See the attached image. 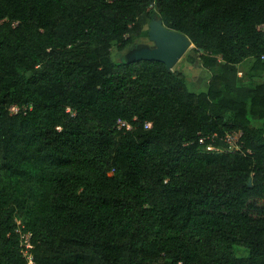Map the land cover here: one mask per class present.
Returning <instances> with one entry per match:
<instances>
[{
  "label": "trees",
  "instance_id": "obj_1",
  "mask_svg": "<svg viewBox=\"0 0 264 264\" xmlns=\"http://www.w3.org/2000/svg\"><path fill=\"white\" fill-rule=\"evenodd\" d=\"M153 18L206 92L114 60ZM262 26L264 0H0V264H28L16 220L35 264H264ZM234 131L245 153L199 143Z\"/></svg>",
  "mask_w": 264,
  "mask_h": 264
},
{
  "label": "water",
  "instance_id": "obj_2",
  "mask_svg": "<svg viewBox=\"0 0 264 264\" xmlns=\"http://www.w3.org/2000/svg\"><path fill=\"white\" fill-rule=\"evenodd\" d=\"M148 36L154 47H135L125 57L127 61H157L165 64L167 70L172 72L184 55L193 47L187 36L167 28L159 18L151 20Z\"/></svg>",
  "mask_w": 264,
  "mask_h": 264
},
{
  "label": "rangeland",
  "instance_id": "obj_3",
  "mask_svg": "<svg viewBox=\"0 0 264 264\" xmlns=\"http://www.w3.org/2000/svg\"><path fill=\"white\" fill-rule=\"evenodd\" d=\"M149 28H146L143 35L140 39L137 40V45L140 46H149L154 47V44L149 40L148 36ZM129 51L127 49L123 53L118 52L117 48L114 47L112 50V55L115 61H119L123 58V56ZM249 64H245L240 67V77L242 78V83L246 85H253L247 78L246 73L249 69ZM175 70H179L183 72L186 76L187 85L191 92L193 93H201L206 92L208 89V83L211 79V72L203 66L199 55L192 51V48L184 55V57L180 60V62L174 68ZM256 83L264 82L263 79H257ZM12 114H16V112H11ZM260 125V124H256ZM235 252L238 258H248L249 251L244 248L236 247Z\"/></svg>",
  "mask_w": 264,
  "mask_h": 264
},
{
  "label": "built area",
  "instance_id": "obj_4",
  "mask_svg": "<svg viewBox=\"0 0 264 264\" xmlns=\"http://www.w3.org/2000/svg\"><path fill=\"white\" fill-rule=\"evenodd\" d=\"M261 30H264V26L261 27ZM18 107H13L11 112H18ZM126 127L127 130H131V127L128 126L125 122L119 121V129ZM152 127L151 123L146 124V128L149 129ZM243 132L234 131L224 134L220 137L218 134H211L207 136H202L199 139V143L206 147L207 152H228V153H245L243 148ZM217 141L222 142L221 146H217ZM17 229L16 232L20 236L21 247L24 257L27 259L28 264H35L34 257L31 253L33 250V245L31 243L32 234L25 232V227L21 221L16 220Z\"/></svg>",
  "mask_w": 264,
  "mask_h": 264
},
{
  "label": "flooded vegetation",
  "instance_id": "obj_5",
  "mask_svg": "<svg viewBox=\"0 0 264 264\" xmlns=\"http://www.w3.org/2000/svg\"><path fill=\"white\" fill-rule=\"evenodd\" d=\"M137 47V46H136ZM135 47H133V48H131V49H129V51L123 56L124 58L130 53V51L132 50V49H134Z\"/></svg>",
  "mask_w": 264,
  "mask_h": 264
}]
</instances>
